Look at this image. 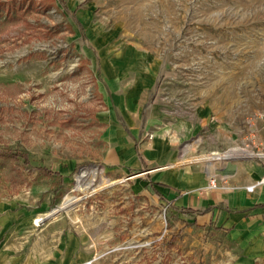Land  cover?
<instances>
[{
    "label": "rangeland",
    "instance_id": "374dc122",
    "mask_svg": "<svg viewBox=\"0 0 264 264\" xmlns=\"http://www.w3.org/2000/svg\"><path fill=\"white\" fill-rule=\"evenodd\" d=\"M118 114L148 164L189 119L163 162L264 164L194 160L263 150L264 0H0V264H60L71 233L74 264H237L231 228L172 215L151 181L74 188L89 166L122 179L104 164Z\"/></svg>",
    "mask_w": 264,
    "mask_h": 264
},
{
    "label": "crops",
    "instance_id": "0c3cea01",
    "mask_svg": "<svg viewBox=\"0 0 264 264\" xmlns=\"http://www.w3.org/2000/svg\"><path fill=\"white\" fill-rule=\"evenodd\" d=\"M117 118L120 123L115 127L116 135L111 138L110 151L105 155L104 164L113 166L115 173L125 181L131 180L132 192L142 187L145 191L144 186H150L151 183L148 182L151 181L152 186L156 187L155 192L151 190L154 201L161 204L166 202L172 215H177L181 219L188 217L189 222L194 221L201 226L220 219L222 228H231L232 239L239 251L238 254H233L237 264H264V181L255 184L252 191L246 190L247 186L264 178L263 163L245 166L229 164L222 166L214 163L213 166L206 167L200 164L163 162V156L175 154L173 150L170 152L169 144H175L181 137H186V131H190L189 119V124L183 122V128L181 125L178 129L174 128L171 137L174 140H170L171 143L160 137L165 132L163 129L158 132L156 138L158 140H155L152 152L159 160L151 165L148 164L146 156L140 154L139 146L119 114ZM212 139L218 138L212 136ZM222 139L229 142L230 135H224ZM219 141L216 142L221 144ZM187 150L188 148H185L183 153ZM211 160H207V163L211 164ZM143 175L150 178L146 182L142 181ZM211 177L216 178L219 185L217 188L203 189ZM71 235L67 241L72 249L68 247L62 249L60 264L65 259L70 264L80 261L79 254L74 253V247L78 244L73 233ZM62 242L65 243L63 238ZM93 258L96 259L94 255L92 260Z\"/></svg>",
    "mask_w": 264,
    "mask_h": 264
},
{
    "label": "bare ground",
    "instance_id": "6f19581e",
    "mask_svg": "<svg viewBox=\"0 0 264 264\" xmlns=\"http://www.w3.org/2000/svg\"><path fill=\"white\" fill-rule=\"evenodd\" d=\"M241 156L264 157V152L254 153L250 149H244V148L235 146L231 148L227 153H224V154L214 153L211 156L195 158L194 160H200L203 158L207 160L230 159V158H237ZM76 176L77 177L75 179L74 188L79 191H82L85 195L95 192L97 190H104L108 187L115 185L117 182L124 180V178L116 179V180H102L101 179V169L97 166H89L88 168H83L82 170L79 171V173ZM79 200L80 198H78L77 196H71L70 194H66L62 202L59 205L53 208L50 212L46 213L44 220L55 217L61 211L69 210ZM40 219L42 218L38 216L36 221H39Z\"/></svg>",
    "mask_w": 264,
    "mask_h": 264
},
{
    "label": "built area",
    "instance_id": "2783aa9c",
    "mask_svg": "<svg viewBox=\"0 0 264 264\" xmlns=\"http://www.w3.org/2000/svg\"><path fill=\"white\" fill-rule=\"evenodd\" d=\"M252 134H253V133H252ZM253 137H254V136H250V137L247 138V139L249 140L250 143H251V139H253ZM253 143H255V142H253ZM262 148H263V150H261V152H264V144H262ZM262 158H264V157H262ZM263 181H264V178H262L260 181H257L256 183H254V184H252V185L247 186V187H246V190H247V191H252V189L254 188L255 184H257V183H261V182H263ZM207 188H209V189L217 188V181H216V178L211 177V178L209 179V182H208V186H207ZM166 206H167V205H166ZM164 210H166V207H164ZM40 223H41V222H40ZM89 264H90V262H89Z\"/></svg>",
    "mask_w": 264,
    "mask_h": 264
},
{
    "label": "trees",
    "instance_id": "16d2710c",
    "mask_svg": "<svg viewBox=\"0 0 264 264\" xmlns=\"http://www.w3.org/2000/svg\"><path fill=\"white\" fill-rule=\"evenodd\" d=\"M17 157L19 156V155H16ZM22 157H23V159L25 160V162L27 161V156H28V153H24L23 155H21Z\"/></svg>",
    "mask_w": 264,
    "mask_h": 264
}]
</instances>
